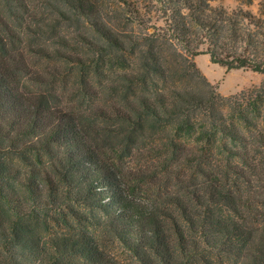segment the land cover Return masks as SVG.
<instances>
[{
    "label": "trees",
    "instance_id": "1",
    "mask_svg": "<svg viewBox=\"0 0 264 264\" xmlns=\"http://www.w3.org/2000/svg\"><path fill=\"white\" fill-rule=\"evenodd\" d=\"M150 1L164 25L129 47L110 20L145 24L136 0H0V264H264V81L224 96L195 61L264 73V0ZM164 41L181 66L153 86ZM142 45V88L101 84ZM150 138L177 190L138 192L120 164Z\"/></svg>",
    "mask_w": 264,
    "mask_h": 264
},
{
    "label": "rangeland",
    "instance_id": "2",
    "mask_svg": "<svg viewBox=\"0 0 264 264\" xmlns=\"http://www.w3.org/2000/svg\"><path fill=\"white\" fill-rule=\"evenodd\" d=\"M101 1V0H100ZM112 1V0H104ZM141 6L142 12L145 18V24L139 25L138 23H133L126 18L118 19L113 18L110 20L111 25L114 28V32L120 36L122 40L126 42V45L131 47L137 41L141 43V40L144 36L154 32L155 28L162 27L164 25L163 20L159 12L155 10H150L153 3L150 0H136ZM259 1L253 0V3H249L248 0H212L213 5H224L229 9H233L239 6L244 7L245 9H250L255 13H259ZM113 3V2H112ZM115 5V4H114ZM84 30H87L85 26L82 25ZM138 38H140L138 40ZM156 47V60L162 65L163 74L153 75L149 79V83L153 86L156 84L161 86L164 84H173L174 80L171 78L172 70L181 66V58L178 55V50L168 41L160 42ZM147 48L144 45L139 47L134 53L125 56L126 67H122L118 64H113L111 66L107 61L105 62V69L103 73L100 74L101 84L109 86H117L118 90L116 92H124L129 88H142V84L139 83L140 76H144L145 67L141 59V49ZM107 56L117 63L121 58L120 52L111 51ZM195 61L197 66L200 68L202 73L207 77L211 84L216 87L217 91L224 96L234 95L240 93L244 90L251 89L255 86H260L264 81V73L256 72L250 69L244 68H233L228 69L227 67L213 63L211 61L210 55L206 53H200L195 56ZM111 68H110V67ZM76 75L70 74V81L73 84L71 91L67 93V96L70 98L68 100L69 105H79V107L84 110L88 105L85 103L81 105L82 99L77 98V88L74 87ZM139 80V81H138ZM142 82V80L140 81ZM155 82V84H153ZM191 85L197 86L199 83L190 81ZM132 85V87H131ZM141 86V87H140ZM146 86H150L147 84ZM137 90V89H136ZM110 92L101 95V98H97L93 105H109L111 98L108 96L113 92L112 89ZM226 110V109H225ZM264 126V116L262 117ZM114 142L118 141L117 137L111 138ZM164 141L159 139H147V142L142 143L138 148H134L131 154L120 159V164L125 168L128 176L134 180L135 184H138V192L144 194L149 193L153 195L162 194L166 191L177 190V184L184 178V174H177V166L172 163L166 165L164 161L165 153H161L160 150L164 148ZM120 149V146L118 145ZM139 173L142 176L146 177V181L143 182L136 180V177H139ZM146 191V193L143 191ZM112 252L116 255L122 254V248L117 247L116 245H110Z\"/></svg>",
    "mask_w": 264,
    "mask_h": 264
}]
</instances>
